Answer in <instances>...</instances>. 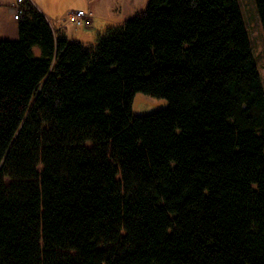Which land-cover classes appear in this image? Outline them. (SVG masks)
I'll return each instance as SVG.
<instances>
[{
  "label": "trees",
  "instance_id": "obj_1",
  "mask_svg": "<svg viewBox=\"0 0 264 264\" xmlns=\"http://www.w3.org/2000/svg\"><path fill=\"white\" fill-rule=\"evenodd\" d=\"M22 7L0 40V264H264V85L239 0H150L91 47ZM137 92L169 105L134 115Z\"/></svg>",
  "mask_w": 264,
  "mask_h": 264
},
{
  "label": "rangeland",
  "instance_id": "obj_2",
  "mask_svg": "<svg viewBox=\"0 0 264 264\" xmlns=\"http://www.w3.org/2000/svg\"><path fill=\"white\" fill-rule=\"evenodd\" d=\"M36 1V0H34ZM45 8H49L51 13L61 15L68 9L74 8L77 10L80 7L89 14L92 12V22L89 26L75 25L71 22L69 25V35L73 37L74 41L82 42L85 46L91 47L96 43L97 37L100 33L111 26L109 19L103 18L104 0L102 5H99L100 9L93 10L85 5L84 0H39ZM150 0H148L149 2ZM147 4L142 11L146 10ZM239 5L243 15V19L246 25V29L251 41L253 54L255 56L263 85H264V29L262 26L261 18L258 12L256 0H239ZM52 15V14H51ZM52 17V16H50ZM52 19V18H51ZM53 21H56L53 19ZM169 105V101L165 98H157L143 92H137L133 101V114L137 116L149 115L154 112L166 109Z\"/></svg>",
  "mask_w": 264,
  "mask_h": 264
},
{
  "label": "crops",
  "instance_id": "obj_3",
  "mask_svg": "<svg viewBox=\"0 0 264 264\" xmlns=\"http://www.w3.org/2000/svg\"><path fill=\"white\" fill-rule=\"evenodd\" d=\"M37 8L42 11L53 25L55 31L63 33L66 37L74 41L73 37L69 35V20L70 13L76 11L74 8L65 10L63 14L56 15L51 13L50 9L45 8L39 0H32ZM84 4L88 5L90 9H100L99 5H102L103 0H84ZM148 0H104L103 18L110 20L111 26H118L124 24L128 19L134 17L138 13L142 12L144 6ZM17 5V0H0V40H15L19 38V21L14 18L13 9ZM84 8V7H83ZM82 7L77 10H84ZM92 12L89 11V19L91 24ZM52 14V15H51ZM52 16V17H50ZM52 18V19H51ZM56 20V21H53ZM87 25V26H89ZM108 26V27H111Z\"/></svg>",
  "mask_w": 264,
  "mask_h": 264
},
{
  "label": "built area",
  "instance_id": "obj_4",
  "mask_svg": "<svg viewBox=\"0 0 264 264\" xmlns=\"http://www.w3.org/2000/svg\"><path fill=\"white\" fill-rule=\"evenodd\" d=\"M24 0H17V5H15L13 12H14V18L16 20H19L22 13H23V7L22 3ZM89 14L85 10H76L72 11L69 16V20L74 23L75 25H89L90 19Z\"/></svg>",
  "mask_w": 264,
  "mask_h": 264
}]
</instances>
